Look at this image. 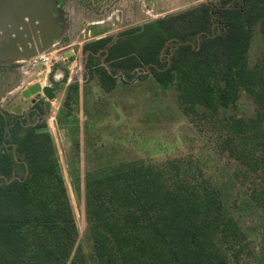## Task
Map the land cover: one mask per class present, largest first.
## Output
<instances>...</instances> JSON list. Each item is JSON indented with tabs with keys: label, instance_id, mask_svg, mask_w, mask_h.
I'll use <instances>...</instances> for the list:
<instances>
[{
	"label": "trees",
	"instance_id": "obj_1",
	"mask_svg": "<svg viewBox=\"0 0 264 264\" xmlns=\"http://www.w3.org/2000/svg\"><path fill=\"white\" fill-rule=\"evenodd\" d=\"M211 10L202 3L125 30L113 42L111 37L87 42L83 51L89 59L105 55L106 63L125 74L148 67L162 89L176 92L186 114L217 116L234 108L241 94L250 95L253 117L218 120L227 135L221 148L259 171L264 182V50L256 63L248 62L258 24L264 40V0H220L218 34L209 31ZM192 38L199 41L193 45ZM170 41L174 50L162 61ZM98 74L101 87L112 90L113 75L102 66ZM5 125L0 112V264H88L50 134L39 130L43 125L20 132L16 119L5 147ZM18 166L25 174H16ZM183 173L175 162L157 168L141 160L87 172L88 258L98 264H229L216 242L236 243L240 234L220 187Z\"/></svg>",
	"mask_w": 264,
	"mask_h": 264
},
{
	"label": "rangeland",
	"instance_id": "obj_2",
	"mask_svg": "<svg viewBox=\"0 0 264 264\" xmlns=\"http://www.w3.org/2000/svg\"><path fill=\"white\" fill-rule=\"evenodd\" d=\"M60 24L57 38L42 53L30 59L0 61V112L6 120V141L13 120L25 128L43 125L50 134L55 158L60 166L72 206L73 218L88 264L91 240L84 212V178L87 172L123 162L141 160L157 168L169 162L182 166L189 178L209 179L220 187L222 201L240 239L217 246L227 253L229 264H264V182L259 171H251L222 149L225 118L248 119L255 114L250 95L241 94L234 108L220 110L217 116L184 113L172 89H162L148 67L125 74L105 62V55L91 59L83 46L101 37L113 42L122 32L159 17L176 15L202 3L211 6V34H218L220 0H47ZM234 2V0H231ZM233 4V3H232ZM193 45L198 38L190 39ZM174 44L161 54L169 60ZM262 24L253 29L248 62L262 58ZM102 66L115 79L105 91L98 68ZM49 85L54 98L23 90ZM188 166L193 169L188 170ZM16 174H25L21 166ZM78 177V182L75 179ZM72 182L77 185L74 188ZM234 239V238H233ZM232 246H229V245ZM111 264V263H106Z\"/></svg>",
	"mask_w": 264,
	"mask_h": 264
},
{
	"label": "water",
	"instance_id": "obj_3",
	"mask_svg": "<svg viewBox=\"0 0 264 264\" xmlns=\"http://www.w3.org/2000/svg\"><path fill=\"white\" fill-rule=\"evenodd\" d=\"M60 24L47 0H0V61L30 59L45 51L58 37ZM40 92L54 98L49 85L23 90L28 97Z\"/></svg>",
	"mask_w": 264,
	"mask_h": 264
},
{
	"label": "flooded vegetation",
	"instance_id": "obj_4",
	"mask_svg": "<svg viewBox=\"0 0 264 264\" xmlns=\"http://www.w3.org/2000/svg\"><path fill=\"white\" fill-rule=\"evenodd\" d=\"M52 11V10H51ZM53 12V11H52ZM33 94H37V92L33 93Z\"/></svg>",
	"mask_w": 264,
	"mask_h": 264
}]
</instances>
